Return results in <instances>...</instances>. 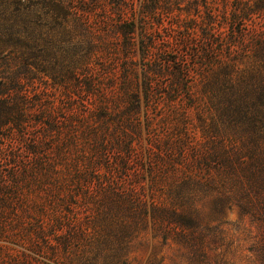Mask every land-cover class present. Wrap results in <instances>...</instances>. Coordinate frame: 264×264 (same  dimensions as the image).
Masks as SVG:
<instances>
[{
  "label": "rangeland",
  "instance_id": "obj_1",
  "mask_svg": "<svg viewBox=\"0 0 264 264\" xmlns=\"http://www.w3.org/2000/svg\"><path fill=\"white\" fill-rule=\"evenodd\" d=\"M6 94L0 264H172L150 210L176 196L238 264L226 150L264 133V0H0Z\"/></svg>",
  "mask_w": 264,
  "mask_h": 264
},
{
  "label": "trees",
  "instance_id": "obj_2",
  "mask_svg": "<svg viewBox=\"0 0 264 264\" xmlns=\"http://www.w3.org/2000/svg\"><path fill=\"white\" fill-rule=\"evenodd\" d=\"M14 98L7 94L0 97V134L6 127L21 128L25 121L23 110L14 114L9 106L13 100L16 103ZM252 131L249 142H242L235 152L226 150L231 174L224 179L223 200L238 207V264H264V133ZM172 200L180 202L167 208L156 204L150 210L156 229L164 233V240L170 237L178 245L180 259L172 264H232L227 258L231 248L227 231L220 224L206 221L193 197L188 196L186 200L176 196ZM245 245L251 255L243 262L244 258L239 256ZM147 264L169 263L162 258Z\"/></svg>",
  "mask_w": 264,
  "mask_h": 264
}]
</instances>
